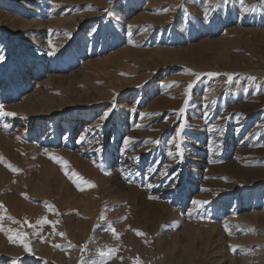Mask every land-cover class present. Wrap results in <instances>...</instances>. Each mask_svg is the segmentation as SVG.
I'll list each match as a JSON object with an SVG mask.
<instances>
[{
    "label": "rangeland",
    "instance_id": "374dc122",
    "mask_svg": "<svg viewBox=\"0 0 264 264\" xmlns=\"http://www.w3.org/2000/svg\"><path fill=\"white\" fill-rule=\"evenodd\" d=\"M0 104V264H264V0H0Z\"/></svg>",
    "mask_w": 264,
    "mask_h": 264
},
{
    "label": "snow or ice",
    "instance_id": "6c2138e0",
    "mask_svg": "<svg viewBox=\"0 0 264 264\" xmlns=\"http://www.w3.org/2000/svg\"><path fill=\"white\" fill-rule=\"evenodd\" d=\"M51 43V42H50ZM53 51L49 53V55H54L55 54V51H57L58 49H55V46H53ZM231 79V77H230ZM16 113H13V112H8V111H5L4 110V107L2 104H0V117H10V116H15ZM110 115V113H107L105 112L104 114H102L101 116V119H104V120H107L108 116ZM5 127H8V125H5ZM181 130H183V126H181ZM177 135H179V133H177ZM128 142V139L125 140V143ZM54 159H57L59 160L61 163H65L66 165V162L60 160V158L58 157H53ZM138 159V158H136ZM9 167L11 168L12 165L9 164ZM15 171H19V169H14ZM77 181H82L83 183H88L87 181H83V179L79 176H77ZM194 204L196 205H199V206H204L205 204H208L210 203L209 201H202V200H196V201H193ZM0 207H3L2 205H0ZM3 217H0V220H2ZM12 219V218H10ZM16 223H20L19 221H15ZM38 223H41V224H48V223H51L53 225H55L56 222H53V221H48L46 218L43 219L42 221H39ZM29 227H34V225H29ZM0 230H3V226L2 224H0ZM110 231L113 232L114 235H116V232H115V229H108ZM9 232H12L14 230L12 229H8ZM59 235H64L63 233H58ZM139 235H143V233H138ZM37 235H39V232H37ZM27 236V233H20L19 231H16V236H15V239L17 240H21V242L24 243V247L26 249V251H29L31 252V249L29 248V245L27 242H24V238ZM13 237H10V239H12ZM112 251H115V250H112ZM103 254V253H102Z\"/></svg>",
    "mask_w": 264,
    "mask_h": 264
},
{
    "label": "bare ground",
    "instance_id": "6f19581e",
    "mask_svg": "<svg viewBox=\"0 0 264 264\" xmlns=\"http://www.w3.org/2000/svg\"><path fill=\"white\" fill-rule=\"evenodd\" d=\"M45 59V58H44ZM46 60V59H45ZM97 132H98V130H97ZM102 140V139H101Z\"/></svg>",
    "mask_w": 264,
    "mask_h": 264
}]
</instances>
